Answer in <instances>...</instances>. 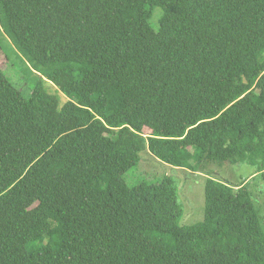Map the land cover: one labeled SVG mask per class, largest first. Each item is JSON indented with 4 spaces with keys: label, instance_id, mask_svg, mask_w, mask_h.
<instances>
[{
    "label": "trees",
    "instance_id": "16d2710c",
    "mask_svg": "<svg viewBox=\"0 0 264 264\" xmlns=\"http://www.w3.org/2000/svg\"><path fill=\"white\" fill-rule=\"evenodd\" d=\"M0 36L39 77L0 63V264H264L247 182L192 226L174 178L128 183L148 152L264 186V0H0Z\"/></svg>",
    "mask_w": 264,
    "mask_h": 264
},
{
    "label": "rangeland",
    "instance_id": "374dc122",
    "mask_svg": "<svg viewBox=\"0 0 264 264\" xmlns=\"http://www.w3.org/2000/svg\"><path fill=\"white\" fill-rule=\"evenodd\" d=\"M157 13H159L158 10L151 20L154 24H156L155 16ZM0 63L9 79L24 94H30L32 89L36 87L39 79L38 74L32 70L24 57L3 36H0ZM49 86H46V90L50 94L58 96L64 102V96L58 89L54 86ZM132 173L128 177V183L131 186L142 181L160 183L167 177L176 180L178 203L183 210L180 220L181 226H192L204 220L205 184L208 178L228 183L234 187L247 182L253 192V199L264 229V186L254 166L249 164L234 165L228 162L208 163L203 161L198 171H190L171 167L159 161L148 152H145L137 172Z\"/></svg>",
    "mask_w": 264,
    "mask_h": 264
},
{
    "label": "bare ground",
    "instance_id": "6f19581e",
    "mask_svg": "<svg viewBox=\"0 0 264 264\" xmlns=\"http://www.w3.org/2000/svg\"><path fill=\"white\" fill-rule=\"evenodd\" d=\"M164 26V25H163ZM164 28V27H163ZM155 36V35H154ZM245 59V58H244ZM249 182V181H248Z\"/></svg>",
    "mask_w": 264,
    "mask_h": 264
}]
</instances>
